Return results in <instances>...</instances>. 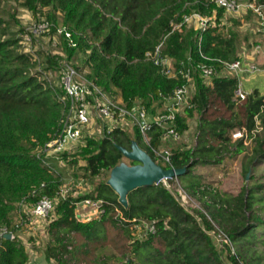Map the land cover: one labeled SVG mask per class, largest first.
<instances>
[{
  "label": "trees",
  "instance_id": "obj_1",
  "mask_svg": "<svg viewBox=\"0 0 264 264\" xmlns=\"http://www.w3.org/2000/svg\"><path fill=\"white\" fill-rule=\"evenodd\" d=\"M5 1L9 0H0V227L14 234L16 226L13 222L20 203L34 202L42 194L55 196L63 182L58 161L66 152L48 155L45 150L62 130L66 106L61 100L62 87L48 78L50 69L59 71L63 66L61 56L43 51H24L20 42L25 34L30 33L21 26L13 29L11 19L5 18L6 11L2 9ZM14 1L33 16L47 8L45 19L51 24L50 30L55 31L61 24L70 34V37H66L65 32L61 35L67 60L77 71L88 65L89 73L85 78L103 90L108 91L111 87L119 89L128 109L139 100L148 115H154L157 104L165 105V98L187 83L184 74L188 73L193 85V93L189 96L192 107H185L183 114L176 116L178 133L182 135L186 131L188 118L196 112L205 121L202 116L209 103L218 101L226 111H231L230 115L214 118L205 132L228 143L232 129H245L246 138L254 144L244 155L248 163V167L243 166L244 179L252 162L264 158V94H259L256 89L247 93L242 101L243 117L238 119L233 111L237 105L233 98L239 84L238 77L224 73L221 62L238 59L240 44L249 40L251 35L241 36L233 27L226 31L209 26L202 31L186 29L182 24L183 29H173L185 14L194 11L205 16L215 11L216 19L220 18L223 9L216 8L210 0ZM255 1L264 3V0ZM251 15L254 16L249 10L246 19ZM233 23L237 24L238 20L233 19ZM159 44L158 61L147 57L146 53H153ZM163 58L172 60L169 68L171 75L163 70ZM201 63L213 65L216 71L208 81L201 76L198 67ZM161 132V128L151 124L148 131L150 141L144 143V150L156 163L157 159L161 160L154 151L158 148ZM136 134L139 145L142 138L137 128ZM131 141L126 131L119 127H114L99 139L86 137L78 151L84 160V176L96 177L110 172L123 157L117 145L129 148ZM245 150L239 139L234 153ZM194 156L191 148H171L170 163L162 167H185L179 177H185L186 181L196 162ZM134 163L131 161V164ZM106 181L98 182L93 194H68L57 200L48 227L61 244L62 251L67 250L62 243L64 233L79 232L91 239L98 234L96 224L104 220L113 224L118 221L126 227L151 223L154 232H146L142 238L136 237L132 242V250L138 258L157 239L172 246L169 252L174 255L176 264H224L220 251L208 235V231L215 229L216 222L224 227L220 228L228 239V242L222 243L228 263L249 264L243 257L231 252L230 243L242 235H253L251 227L254 225L247 224L250 218L261 222L258 217L246 216L255 198L251 189L243 187L235 200L226 196L216 199L214 194L205 199V189H199L201 194L198 198L205 206H201L204 212L198 211L202 226L195 215L187 211L161 183L129 191L128 205L124 207ZM184 183L187 188L198 186L195 181ZM262 186L259 185V188ZM191 194L196 195V191L192 190ZM86 198L102 201L103 213L99 218L82 221L76 217V203ZM115 209L127 221H121ZM16 237L15 234L12 239L0 235V264L26 263L28 255ZM48 251L54 254V248ZM153 258L156 263L161 259Z\"/></svg>",
  "mask_w": 264,
  "mask_h": 264
},
{
  "label": "rangeland",
  "instance_id": "obj_2",
  "mask_svg": "<svg viewBox=\"0 0 264 264\" xmlns=\"http://www.w3.org/2000/svg\"><path fill=\"white\" fill-rule=\"evenodd\" d=\"M241 3L246 0H239ZM2 9H5V18L11 19L13 29H18L19 26L24 27L26 31L30 32L36 24L42 21H47L46 14L48 9L43 8L33 16L32 13L22 6L20 3L14 0L5 1L2 4ZM250 9L243 8L238 13L231 15L229 20H238V23L229 24V27H233L240 33L241 36L251 33L254 39L257 37L259 31H262V27L259 25V20L256 16L251 15L249 19H246V15ZM59 14V13H58ZM14 18H12V16ZM242 16V17H239ZM16 20L18 22H16ZM192 21L189 23H183L184 28H194L197 22ZM49 23V22H48ZM181 24L176 23V25ZM214 22L210 21V27L214 26ZM183 26H180L183 29ZM64 26L59 24L57 28L61 29ZM218 27V26H217ZM227 28V29H228ZM62 33L57 30L45 31L25 34L21 40V48L24 51L30 53H36L37 51H43L45 54L59 55L62 58L63 66L69 64L78 75L83 77L89 73V66H82L78 71L67 60V53L65 52L63 39L61 38ZM250 35V34H249ZM67 37V36H66ZM70 37V36H69ZM253 38L245 41L248 43L256 44ZM71 41V40H70ZM70 43V42H68ZM71 44V43H70ZM80 55V54H79ZM168 66L172 65V60L168 58ZM50 69L48 72V78L53 80L56 85H59L60 71ZM188 93L189 96L193 93V85L191 77L188 81ZM101 88V87H100ZM102 89V88H101ZM108 96H110L116 103L123 105L125 104L122 100L120 90L111 87L110 90H103ZM137 107H141L139 100L135 102ZM233 111L237 114L238 119H242V102L236 103ZM164 104L156 105L154 113L161 112L164 108ZM184 110L180 109L178 114L182 115ZM231 111H226L222 104L218 101H211L206 109L204 115L205 121L200 119V115L196 112L191 118H188L186 131L180 135L179 139H161L158 145V150L163 151L165 149L171 150V148H191L194 151L195 163L191 167L190 174L186 181L185 177H176L181 186L187 191V193L193 199L192 202L183 203V206L193 213L197 220L201 222L198 211L204 212L202 209L205 206L199 200L200 191L199 189H205L204 198L206 199L212 194L215 198L221 196L230 197L235 200V197L239 191L243 188H249L255 194L253 203L250 210L246 211V216L258 217V220L250 218L247 224H253L251 227V233L253 235L245 234L239 237L238 240L230 243L231 252L237 253L240 257H243L249 264H264V158H260L252 162L253 165L249 166V176L244 179L243 166L248 167V163L245 156L253 147L254 141H250L245 136L242 137V144L245 147V151L234 153L236 144L239 138H233L232 133L238 129L234 128L230 131V142H221L220 139L215 138L205 132L212 125L214 118L228 117ZM202 122V125L199 124ZM122 125V128L126 131L127 135L134 141L137 142L136 128L133 123V119L130 117H118L116 121L111 119L103 118L99 115V112L94 108L90 107V122L82 127V133L77 143L69 146L68 150H65L66 154L62 155L58 161V170L62 175L61 186L66 188L71 195H86L93 194L95 187L101 180H107L109 173L107 172L102 176L89 177L84 176V160L78 154L80 147L85 142L86 137H93L96 139L102 138L104 133L114 126V124ZM140 133V132H139ZM141 141L139 145L142 149H146L144 143L146 141L141 135ZM264 144V142H263ZM126 145V144H125ZM264 146V145H263ZM47 148V147H46ZM49 148H47L48 150ZM46 151V150H45ZM48 154V153H47ZM75 159V162H71ZM126 165H131V160L122 157L121 161ZM157 162L164 166L162 160ZM198 183L195 188H187L184 182L193 181ZM259 185H263L259 188ZM192 190L196 191V195H192ZM217 195V196H216ZM31 202L23 201L20 204V212L15 215L14 225L16 226L15 235L17 236L20 243L23 245L28 259L25 264H176V260L173 258L174 255L169 251L172 246L167 245L161 240L155 239L152 242V247L149 248L144 255L140 258L132 250V242L134 239L140 238V234H144V226L141 224H135L131 226H124L120 222L113 224L109 220L101 221L96 224L98 231L97 235H94L91 239L85 238L79 232H68L64 233L63 244L66 245V251H62L61 244L57 242L54 234L49 230V222L53 218L54 213L52 212L49 217L37 218L30 214ZM84 202H80L77 211L82 213L81 217L84 221H88V217L94 215V208H90ZM202 206V207H201ZM24 214V221L20 222V217ZM87 213V214H86ZM146 224V223H145ZM201 225L203 226L202 222ZM215 229H222L224 227L214 222ZM222 229H221V228ZM128 229V230H127ZM208 235L216 249L220 251V257L223 258L224 264H229L227 260V252L222 247L221 237L217 236L214 230L208 231ZM143 236H141L142 238ZM54 248L51 254L48 249ZM148 257V258H147ZM153 257H161L160 261L156 263ZM130 261V262H129Z\"/></svg>",
  "mask_w": 264,
  "mask_h": 264
},
{
  "label": "built area",
  "instance_id": "obj_3",
  "mask_svg": "<svg viewBox=\"0 0 264 264\" xmlns=\"http://www.w3.org/2000/svg\"><path fill=\"white\" fill-rule=\"evenodd\" d=\"M216 8H222L223 11L228 13H238L241 9L246 8L250 9L254 16H256L259 20L260 27L264 28V3H257L255 0H246V2L241 3L239 0H210ZM215 11L212 12V15L205 16L196 11L185 14L183 16L181 24L174 25L173 29L177 28L180 29L183 23H189L192 21L197 22V25H194V29L198 30H205L210 26V21L214 22L212 19L213 14ZM194 22V23H195ZM51 29V24L47 21H42L41 23L36 24L33 28L30 29L32 33L38 32H45ZM59 33L65 32V35L69 37V33L64 28H56ZM28 31V33H30ZM200 41V39H199ZM199 44V43H198ZM160 50V44L156 46L155 51L153 53L147 52V57L155 58L158 61L157 55ZM253 51L257 52H264V48L260 44H255L253 46ZM201 56L205 59L208 57L201 54ZM168 58H163L161 63L165 66L164 72L171 75L172 72L169 69L170 66L167 64ZM209 60V59H208ZM221 61V60H218ZM224 67V73H230L232 75L238 76L239 74L245 72L246 70L249 71H256L257 66L255 64H251L248 67L244 65V63L240 59H236L231 62H223L221 61ZM201 76L204 80L208 81L215 73V69L213 65L209 64H200L199 66ZM184 77L187 80V83L190 79L188 73L184 74ZM184 84L178 88H176L173 93L166 97V102L164 105V109L156 113L152 116H149L146 109L141 106L137 107L136 104L132 105L130 109H128L125 104L120 105L116 103L110 96H108L103 89L100 88L96 83L91 80L86 79L85 77L78 75L76 71L69 66V64H65L62 66L60 71L59 77V84L63 89V95L61 100L64 101L66 106V112L63 117V127L59 134V136L50 141L47 144L46 152L48 155H54L60 152H65L68 150L73 144L77 143L81 133L82 127L87 125L90 122V107H94L98 112L99 115L106 119H111L116 121L118 117H130L133 119L134 126L142 135L143 139L146 141V144L149 143L150 137L148 134L149 129L151 128V124H156L159 128H161L162 132L160 135L161 139H171L177 140L180 137L178 133L175 121L176 116L178 115V111L184 109L185 107H192V104L189 101V93H188V84ZM247 95V92L238 84V87L234 91V100L235 102L239 103L242 102ZM114 127L122 128L120 123L114 124L108 131L110 132L111 129ZM124 130V129H123ZM125 131V130H124ZM245 129H236L232 133L233 138L242 139L243 136L246 137ZM156 155H158L164 163H170V150L165 149L163 151H159L158 148L154 150ZM158 183H161L165 188H167L172 195L176 198V200L183 206V203L192 202L193 199L187 193V191L181 186L178 182L177 178H162ZM69 192L66 188L60 186L59 189L56 191L55 196H49L47 194H42L38 197V199L30 205V214L37 218H46L53 212L55 204L59 198H64L68 195ZM75 196V195H74ZM82 202L89 204L90 208H94V215L93 218H99L103 213L102 201L101 200H92L89 198L81 200ZM76 203V217L82 221L81 217L83 216L82 213L78 212L77 209L79 208L78 205L81 202ZM22 204V203H20ZM184 207V206H183ZM185 208V207H184ZM186 209V208H185ZM187 210V209H186ZM116 216L121 221H127L121 212L118 209H115ZM188 211V210H187ZM20 212V207H19ZM190 212V211H189ZM24 214L22 213L20 217V222L24 221ZM87 214V213H86ZM89 220L93 219L92 217H88ZM133 219L132 221H134ZM17 226V225H15ZM145 230L144 234H140L139 237L144 236L146 232H154V226L151 223H146L143 225ZM213 231V230H212ZM214 232L217 236L221 237L223 242H228L227 237L219 230L214 229ZM0 235H3L6 238L12 239L14 234L10 231H7L5 227H0ZM9 235V237H7Z\"/></svg>",
  "mask_w": 264,
  "mask_h": 264
},
{
  "label": "water",
  "instance_id": "obj_4",
  "mask_svg": "<svg viewBox=\"0 0 264 264\" xmlns=\"http://www.w3.org/2000/svg\"><path fill=\"white\" fill-rule=\"evenodd\" d=\"M117 148L124 157L135 162L131 165L120 162L110 170L106 181L118 195V202L124 207L128 205L127 193L129 191L140 186L157 184L162 178L178 177L185 171V167L163 168L134 140L131 141L129 148L119 145ZM248 176L249 173L246 174V178Z\"/></svg>",
  "mask_w": 264,
  "mask_h": 264
},
{
  "label": "crops",
  "instance_id": "obj_5",
  "mask_svg": "<svg viewBox=\"0 0 264 264\" xmlns=\"http://www.w3.org/2000/svg\"><path fill=\"white\" fill-rule=\"evenodd\" d=\"M235 13H228L223 11L222 16L218 19H216L215 13L212 16V19L214 21V26H218L221 30H226L229 24H231V21L228 18L231 17ZM242 17V16H239ZM257 37L254 39L255 36L253 34L249 33L251 35V38H253L256 44H260L264 48V29L262 31H259ZM254 43V42H253ZM242 42L240 44V48L238 51V59H240L246 67L249 65L255 64L257 66L256 71H249L246 70L245 72L239 74L238 81L241 87L247 92H251L253 89H256L259 94H264V52H257L255 53L253 51V46L255 44ZM226 73V72H225ZM228 75H232L230 73H226Z\"/></svg>",
  "mask_w": 264,
  "mask_h": 264
}]
</instances>
